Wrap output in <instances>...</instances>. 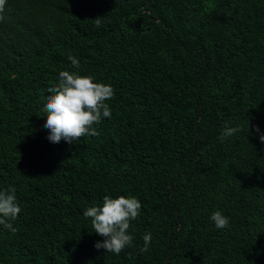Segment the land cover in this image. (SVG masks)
Instances as JSON below:
<instances>
[{"label":"trees","instance_id":"16d2710c","mask_svg":"<svg viewBox=\"0 0 264 264\" xmlns=\"http://www.w3.org/2000/svg\"><path fill=\"white\" fill-rule=\"evenodd\" d=\"M0 15V190L21 208L0 264H264V0H7ZM60 71L113 87L98 135L47 139ZM226 126L241 131L221 141ZM105 195L141 202L118 255L83 215Z\"/></svg>","mask_w":264,"mask_h":264},{"label":"clouds","instance_id":"9594fccd","mask_svg":"<svg viewBox=\"0 0 264 264\" xmlns=\"http://www.w3.org/2000/svg\"><path fill=\"white\" fill-rule=\"evenodd\" d=\"M6 2L7 0H0V13H3ZM102 17L94 19L97 27L100 26ZM2 19L3 16L0 15V20ZM68 59L73 67L79 68L77 58L69 56ZM49 92L51 94L44 104L46 120L43 127L49 131L47 139L52 143H59L63 139L72 144L86 136H96L98 132L94 125L99 124L102 118H111V110L106 101L113 98L114 89L111 85L93 82L91 76L60 71L59 82L50 87ZM239 131V127L226 126L219 139L223 141ZM255 135L264 144V133H261L259 126H255ZM15 191L14 186L0 190V225L12 233L18 231L13 226V221L21 212ZM140 210L141 202L136 197L111 198L107 195L103 197L102 206L85 210L83 215L86 219L91 218L94 232L104 237L94 247L118 255L126 247L132 246L133 236L128 230L130 222L138 217ZM211 220L217 229L227 228L230 222V218L220 211L213 212ZM151 239V233L143 236V251L148 250Z\"/></svg>","mask_w":264,"mask_h":264},{"label":"rangeland","instance_id":"374dc122","mask_svg":"<svg viewBox=\"0 0 264 264\" xmlns=\"http://www.w3.org/2000/svg\"><path fill=\"white\" fill-rule=\"evenodd\" d=\"M86 264H88V263H86Z\"/></svg>","mask_w":264,"mask_h":264}]
</instances>
